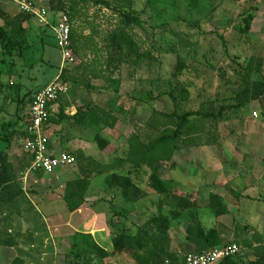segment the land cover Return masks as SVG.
<instances>
[{
  "label": "trees",
  "instance_id": "obj_1",
  "mask_svg": "<svg viewBox=\"0 0 264 264\" xmlns=\"http://www.w3.org/2000/svg\"><path fill=\"white\" fill-rule=\"evenodd\" d=\"M136 1L49 0L46 8L51 14L69 17L72 25L71 51L74 58L82 59H79V64L66 67L62 74V55L58 46V65H54L53 56L46 59L45 38L49 29L42 32V39L37 40L33 38L30 28H27L33 20L32 17L20 12L10 14L0 9V20L3 23L0 26V101L4 102L3 106L0 103V119L6 112L4 106L9 100L7 91L16 87L4 83V78L12 75L14 60L22 59L33 69L45 62L48 70H56L54 79H46L44 84L29 90L24 96H21L19 91L16 98L12 97L16 113L11 120H0V144L10 149L13 143L20 142L24 149L23 141L32 139L27 126L30 124L29 111L33 98L60 74L61 81L74 89H85L86 93L97 90L111 93L113 96L105 106L93 102L89 94L84 93L81 96L73 95L72 102L68 98L70 94L61 98L58 102L59 112L56 114L52 105L49 107L46 132L64 123L72 128L93 131L96 134L93 143L104 153L115 152V142L108 137L106 131L114 133L121 124L133 129L127 140V149L110 164H103L82 150L69 154L76 159L74 166L79 173V179L68 183L64 190L63 199L68 211L75 213L86 204L95 205L96 203L90 202L92 182L104 177L111 195V201L108 202L111 215L108 227L113 232V252L110 253L101 247L91 234L77 232L72 236L69 252L63 257L64 264H96L122 256L133 264H183L184 257L180 255L181 252L173 250L172 239V231L182 226H185V241L181 247L186 256L207 254L217 248L231 245H242L245 250L251 251L250 256L241 250L237 256L220 264H264V237H255L254 241L243 240L241 243L238 237L235 243H229L218 227L206 228L203 225L200 219L201 211L210 210L217 219L229 215L227 198L217 194L204 198L203 191L186 192L179 188L173 179H167L169 173L178 169L175 162L177 153L220 146L221 125L240 119V111L249 104L259 102L264 107L263 62L256 58L244 59L241 62L239 57L234 56L232 62L237 68L233 71L239 80L226 81L230 95L209 99L201 104L198 110L182 112V105L190 103L193 88L191 82H184L182 79L188 72L196 71L201 46L192 34L179 31H170L172 39L167 40L164 35L169 31L165 29L167 23H163L160 29L163 30L162 41L166 49H161L160 55H172L176 58L173 73L166 81L167 89L161 90L158 87L155 91L133 90L123 94V74L126 68L133 69L132 74L136 76L140 68L145 67L151 72L153 66L159 62V58L152 54L155 45L148 48L137 33L138 29L146 34L147 31L142 13L135 9ZM147 1V9L152 10L160 20L169 17L170 13H179L184 4L190 14L197 13L202 19L189 21L179 17L176 20L187 22L192 29H200L207 20L216 18V13L228 0H222L223 3L218 5L209 0ZM234 1L238 3L241 0ZM90 5L110 11L117 19L116 26L110 32L101 33L102 43L96 40V36L100 35L98 32L86 38L82 33L83 28L76 27V23L87 15ZM205 6L209 7L203 10L202 7ZM255 11L256 8H252L246 13L243 27H235L242 37L247 39L256 19ZM230 26L231 22L228 24V27ZM37 55L41 56L39 61ZM90 56H93L94 60L85 62ZM220 77L223 80L227 78L223 70H220ZM96 81H104L105 86L97 88L93 84ZM163 81L162 76H159L149 83L159 86L158 83ZM165 97L173 101L175 111L168 114L154 110L146 126H140L137 117L141 107L150 106ZM71 105L76 107L74 116L65 114L67 107ZM21 159L23 163L26 162L24 165L20 164V173L24 174L31 168L33 156L26 151ZM19 182L16 164L7 152H0V202L6 192H12L16 187L22 195ZM144 184L149 191L161 198L160 212L146 224H135L136 233L131 234L126 227L127 221L141 209L142 203L150 198V192L143 188ZM117 199L123 201L119 207L115 204ZM14 200H17V196ZM166 201L175 203L177 210L168 215L164 214L162 205ZM21 263L17 260L14 264Z\"/></svg>",
  "mask_w": 264,
  "mask_h": 264
},
{
  "label": "rangeland",
  "instance_id": "obj_2",
  "mask_svg": "<svg viewBox=\"0 0 264 264\" xmlns=\"http://www.w3.org/2000/svg\"><path fill=\"white\" fill-rule=\"evenodd\" d=\"M36 3L35 0H31ZM44 7L48 4L49 0H42ZM182 1V0H181ZM218 5L223 3L222 0H209ZM147 0H137L135 9L142 13V19L146 23L145 30L138 29L137 33L147 44L148 48L155 45L152 54L159 58V62L153 66V70L149 72L145 67L138 71V75L132 74L133 69H125L122 84V93L132 92L133 90H154L160 88L161 90L167 89L166 81L170 79L173 69L176 65V58L172 55H160L161 49L165 50L166 45L163 39L171 40L170 31H179L189 33L194 36V40L200 42L201 50L198 54L196 63V71L188 72L182 79L184 82H191L193 88L191 89L190 103L182 105V112L186 110H198L200 105L209 99L225 98L230 95L229 87L226 81L230 80L236 82L239 80L234 74L233 69L235 64L232 58L237 56L241 62L249 55L246 47L247 37L242 35L235 29V27L244 26V18L246 13L250 12L252 7L255 6L253 0H242L241 5H238L234 0H228L223 3L219 11L216 13V18L209 19L202 25L200 29H192V27L184 21H178L179 17L186 20L197 21L202 19L197 13L190 14L188 9L183 4L179 13H170L169 17L157 19L152 10L147 9ZM37 4V3H36ZM40 4V3H39ZM38 4V5H39ZM209 2L206 3L208 5ZM6 6L14 12H19L18 8L10 4H0V7ZM41 6V4H40ZM205 6L203 10L207 9ZM264 10V6H263ZM52 16V15H51ZM50 16V20H51ZM176 20V21H175ZM170 22V23H168ZM229 22L231 26L228 27ZM167 23L165 29L169 31L162 36L163 30L160 26ZM0 24H3L0 21ZM117 24V19L113 17L112 13L101 7L89 6V11L80 21L76 23V27L83 28V36L88 38L90 35L98 32L100 35L96 40L102 43L103 38L101 33L110 32ZM258 26L264 25V12L258 14ZM36 28L40 27L37 23ZM34 27V28H35ZM51 28V27H50ZM205 32L206 35L201 33ZM224 38L225 41L222 40ZM251 39L253 37H250ZM103 45V44H102ZM57 41L55 34L49 31L45 38L46 59L53 56L54 65H58L57 61ZM228 51V53H226ZM38 56V55H37ZM205 57V59H204ZM39 61L41 56L36 57ZM81 59V58H79ZM73 58L72 62L67 67H72L79 64L80 60ZM82 60V59H81ZM94 60L93 56L86 58L85 62ZM220 70H223L227 78L220 77ZM43 73H46L44 75ZM56 75V70H48L45 62H41L36 68H29L26 62L22 59L13 61V70L11 77L4 78V82L11 84L14 82L16 87L10 90L4 107L6 112L3 113L0 120L6 122L11 120L16 113V106L12 103V97L16 98L19 91L21 96L28 93L29 90L39 87L44 84L48 78H53ZM159 76H162L164 81L158 83L159 86L150 85L149 81H154ZM55 81V80H54ZM97 88L105 86L104 81L93 82ZM76 89L71 87L70 96L74 94ZM108 94V95H107ZM113 95L111 93H103V96H94L95 103L102 106L107 105L109 99ZM93 98V97H92ZM4 105L3 100L0 101ZM128 108V106H127ZM156 110L164 113H172L175 111L173 101L169 97L161 98L153 102L150 106L141 107L138 112V124L146 126L147 121ZM240 119H236L232 123L221 125V145L218 147H205L198 150H189L177 153L175 155V162L178 169L168 174L167 179H173L179 188L186 192L203 191V197L208 198L211 194H217L228 200L229 215L221 219H217L210 210L201 211L200 219L206 228L218 227L229 243H235L237 238H240V243L243 240L254 241L255 237H264V112L257 103H252L243 108L239 113ZM92 138V145L95 138V132L89 131ZM112 140H116L115 152L107 154L106 157H101V152L97 147L89 151L97 159L103 162L111 163L116 156H122L127 149V140L132 135L133 129L128 126L119 125L116 132H105ZM6 145L0 144V149L5 148ZM95 146V145H94ZM22 149V144L16 147V150ZM65 153V152H64ZM101 160V161H102ZM75 173L74 166L58 169L54 175L48 176L44 174L45 184L48 180H52L55 175L62 173ZM34 176V175H32ZM103 178H97L94 183L100 185ZM145 190H148L146 184L143 185ZM149 191V190H148ZM150 192V198L144 201L141 209L132 215L130 220L127 221V229L131 234L136 233V225L146 224L154 216L160 212L161 198L155 193ZM54 194L51 192L47 198L52 197ZM57 194H55L56 196ZM50 197V198H51ZM57 198V197H56ZM250 198V199H248ZM252 198V199H251ZM122 199L116 201L117 206L122 205ZM35 207L43 213L44 209L41 206L40 199L34 200ZM62 208H65L62 203ZM164 214H171L175 212L176 204L167 202L162 205ZM98 212L108 211V222L111 219L110 208L104 206L98 207ZM107 214V212H106ZM42 218H38L41 223L33 225V234L35 236V248L33 253L28 256L29 261L35 264H42L37 256L38 250L44 251L50 257V250L52 251L50 233L55 232V229L48 231L44 225L50 226V216L44 214ZM81 216L75 218V221L81 222ZM33 217V214H32ZM77 222V223H79ZM107 235L108 239L113 238V232L109 229ZM173 250L181 252V256L185 257L186 254L182 253L181 245L185 241V226L179 227L172 231ZM107 250L113 252L112 241L109 244H104ZM71 247L70 241L64 243L60 247V253L57 256L56 264H64L63 257L69 252ZM241 250L249 256L252 254L250 250L240 245ZM29 262L28 264H30ZM96 264H133L128 258L116 257L107 262H97Z\"/></svg>",
  "mask_w": 264,
  "mask_h": 264
},
{
  "label": "crops",
  "instance_id": "obj_3",
  "mask_svg": "<svg viewBox=\"0 0 264 264\" xmlns=\"http://www.w3.org/2000/svg\"><path fill=\"white\" fill-rule=\"evenodd\" d=\"M35 1L37 4L40 3L41 6H43L42 0ZM241 2L242 0L238 2V5H241ZM263 6L264 0H261L260 3L255 2V6L252 7L256 8V19L253 22L252 31L248 37V40L246 41V47L248 49L249 55L245 59L256 58V60L262 61V73L264 78V25L261 27L257 25L258 14H263L264 12ZM0 9L10 14L19 13L10 10L6 6L0 7ZM51 15V25L54 26L61 14ZM36 23V21L32 20L31 23L27 25V28H30L33 38H36L37 40L42 39V32L47 29H49L52 34L54 33L52 26L51 28H36ZM0 26H2V24H0ZM250 37L253 38L251 39ZM5 84L14 87L16 86L14 82H11V84ZM10 90L11 89L7 91L8 94L10 93ZM86 92L87 91L85 89H76L73 95L75 96V94H80L81 96L85 93L89 94V98L93 100L94 96H103V93H107L100 90L91 91L89 93ZM73 95H69L68 97L71 102L73 100ZM93 102H95V100H93ZM256 103L261 107L262 110L264 109L261 103ZM59 108V104L56 105L53 108V112L55 114L58 113ZM65 114L68 116H74L76 114L75 105L67 107ZM47 135L50 138V152L52 155H59L64 152L71 154L78 150H82L87 155L94 157L93 155L89 154V151L97 146L95 144V146L91 144L92 138L89 131L83 130L81 128H72L67 123H64L62 126H56L49 129L47 131ZM113 141L116 143V140L113 139ZM20 144V142H15L10 147V149L7 147L0 149V152H7L10 155L12 162L16 164V171H19V186L21 187L22 191V195H20V190L18 187H16L12 192H6L2 201L0 202V264H14L17 260H20L22 262L21 264H28L29 262H31L30 264H35L33 261H29L28 256L33 253V248H35L33 225L37 222L41 223L38 218L41 219L42 216H44L43 213L48 214L51 220L49 222L50 226H46V223H44L46 229L48 231L55 229V232L50 233L51 246L53 249L52 251H49L50 257L42 250L36 251L37 256H39L38 260L42 264H56V259L60 253L61 245L67 243L68 241H70L71 244L72 236L77 232L91 234L97 243L107 250L104 244H109V242L112 241V238L108 239L109 236L107 235V232H109L106 223L108 211L105 210L103 213L101 211L100 213L98 212L99 206H104L107 208L109 207L108 202L111 201V195L105 184V178L100 177L103 178L100 185H96L94 183L96 179L92 182L90 202L96 204L92 206L90 204H86L79 211L70 213L64 202L63 193L68 183L79 179V173L76 167L74 166L75 173L67 172L55 175L52 180H48V184H45L43 179L44 174L42 173L29 172L30 168L24 174L20 173V164H26V162L23 163L21 159L22 156H24V152L26 151L23 148L20 149L19 152L16 150V147H18ZM100 152L101 157L105 158L107 154L109 155V153H104L102 151ZM97 160L103 164H110L103 162L102 158V161L99 159ZM51 192H53L54 195L52 197L50 196L51 198H47V195H49ZM55 194L57 195L55 196ZM16 196L17 200H14V197ZM35 199H40L41 206L44 209L43 213L37 209L38 207H35ZM99 200H101V202H99ZM118 200L119 199L116 201ZM62 203H64L65 208H62ZM78 215H82L81 222L77 220L79 223L75 221V218L78 217Z\"/></svg>",
  "mask_w": 264,
  "mask_h": 264
},
{
  "label": "built area",
  "instance_id": "obj_4",
  "mask_svg": "<svg viewBox=\"0 0 264 264\" xmlns=\"http://www.w3.org/2000/svg\"><path fill=\"white\" fill-rule=\"evenodd\" d=\"M10 3L15 5L19 12L33 18L40 27H51L54 31L57 46L62 55L61 74L73 60L71 51L72 25L69 17L60 15L57 23L51 25V13L46 7L40 6L31 0H0V4ZM61 74L54 82L49 84L33 98L30 108V124L27 126L32 139L23 141L24 149L33 156V163L29 172L53 175L58 169L73 167L75 157L62 153L52 155L50 152V138L45 131L49 119V107L58 105L61 98L67 96L71 87L61 81ZM241 248L237 245L217 248L202 255H187L183 264H220L222 261L237 256Z\"/></svg>",
  "mask_w": 264,
  "mask_h": 264
}]
</instances>
